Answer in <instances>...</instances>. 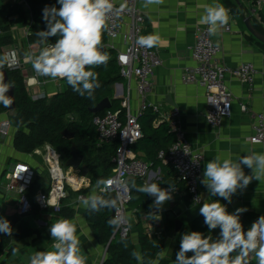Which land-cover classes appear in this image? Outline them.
Segmentation results:
<instances>
[{
  "label": "crops",
  "instance_id": "1",
  "mask_svg": "<svg viewBox=\"0 0 264 264\" xmlns=\"http://www.w3.org/2000/svg\"><path fill=\"white\" fill-rule=\"evenodd\" d=\"M225 0H163L162 3L154 4L150 0H139L140 8L145 17L146 34L158 36L159 40L154 47L156 48L162 64L154 74L153 84L148 93L147 100L150 104H158L163 110L179 108L182 112V119L186 130L187 138L192 146L204 154L203 179L205 165L209 160L219 156L221 159L231 158L238 162L241 156H253L254 153H264V147L252 144L249 137L253 133L255 119L254 113H264V53L257 45L250 40L251 34L248 32L244 18L251 16L253 25L254 20L264 26V11L252 15L254 9L253 0H231L239 9V13L232 14L224 4ZM222 5L228 10L229 20L226 25L218 26L216 34L212 35L214 41L221 47V53L217 61L229 67H235L244 61H251L256 65V82L252 89L247 85L228 78L227 84L233 95V112L227 118L221 127H214L207 123L205 112L207 109L206 90L197 84H187L182 77L187 67L195 65L192 58L190 47L195 42V32L198 26L209 27L202 21L206 14V8ZM231 25L230 32L226 31V26ZM14 34V33H13ZM19 34V33H18ZM17 34V35H18ZM14 42L5 47L0 56L5 51L16 50L23 61L22 73L27 78L35 74L31 62L28 60L29 43L20 34L14 35ZM22 41V42H21ZM64 83V82H63ZM61 84L62 90L64 89ZM28 88V87H27ZM115 93L114 100L118 101L121 109L122 98L128 93L131 98V106L134 113L140 109V96L136 88V82L129 87L125 79L116 81L111 89ZM31 96H37L40 89L38 87H29ZM47 91L50 94L56 93V86L48 83ZM110 98V96H108ZM112 101V100H111ZM113 105V103H112ZM10 119V113L0 112V123ZM162 123L153 121L152 125L158 127ZM14 126L7 137L0 136V217L7 219L10 223L18 217V198L14 193H8L5 188L6 175L17 163H25L35 170L37 176L35 180L44 175L43 161L40 156L31 153L19 152L15 147ZM171 145V144H170ZM169 145V146H170ZM140 146L131 147L134 156L147 160L145 150ZM245 175H251L252 169L241 165ZM82 176L83 173L81 174ZM46 177V176H45ZM83 186L87 190L84 194L89 200L99 195V188L93 185L87 176H84ZM177 178L174 171L164 164H158L151 167V172L145 183H159L163 179ZM165 180L163 183H167ZM47 182V179H46ZM177 192L171 193V199L166 201L162 208L152 207L155 197L150 195L151 205L144 209L129 207L131 220V239L136 246L141 259L138 264H144V255L139 241V221L145 229L150 240H155L163 244V250L157 256L153 264H160L161 261H168L173 264L172 253L177 245L178 233L168 230L173 223L169 219V214L184 212L185 209L193 206L190 196L186 192L185 184L179 182ZM168 189L169 186L162 187ZM39 190V189H38ZM32 194V193H31ZM201 204L214 200H221L226 204L227 210L232 213L237 208L243 207L247 211L240 214L241 220L255 221L260 215H264V178L260 181L253 179L246 189H237L231 197V203L218 196H210V190L207 185L201 182L200 185ZM78 194L71 200L66 201L67 208L73 210L71 217L64 214H53L51 210L40 211L34 209L26 219L29 223L32 233L24 235L18 239L16 232L19 221L15 223L12 231V247L8 249L2 257L0 264H31V258L39 251L53 250V243L50 226L58 219H68L76 226V235L79 238V255L85 258L86 264H104L107 256V247L94 235L87 218L88 205L83 204V200H78ZM149 214L160 215L159 220L151 219ZM174 224V223H173ZM23 231V230H22ZM151 237L149 236V233ZM22 234H25L22 232ZM163 256V258H161ZM255 259L254 255L249 256V261Z\"/></svg>",
  "mask_w": 264,
  "mask_h": 264
},
{
  "label": "built area",
  "instance_id": "2",
  "mask_svg": "<svg viewBox=\"0 0 264 264\" xmlns=\"http://www.w3.org/2000/svg\"><path fill=\"white\" fill-rule=\"evenodd\" d=\"M20 2L27 9H30L26 0H20ZM253 2L252 15L264 11V0H253ZM112 3L114 10L109 14L106 28L103 31L107 38L106 46L117 52L116 61L120 67V73L129 87L132 86L133 82H136L141 106L137 114L134 113L128 93L122 98L123 113L120 109L117 111L107 109L94 116L93 123L98 133V147L117 142L116 152L113 156L115 166L112 173L99 187V192L116 194L114 216L117 224L116 232L125 239L131 234L129 203L132 199V191L128 178L146 180L151 172V163L134 156L131 152V147L136 145L144 135L139 116L148 108H152L156 114L155 121L167 124L169 132L173 136V142L168 148L160 149L158 157L164 165L174 171L177 179L185 184L192 205L201 203L200 185L203 179L205 157L200 150L194 148L189 142L182 112L179 108L163 110L160 105L150 104L147 100L155 71L161 66L162 60L154 45L147 47L138 43L140 37L149 36L146 34L145 17L140 8L139 0H112ZM121 5L125 6L123 11L117 12L116 9H119ZM30 17L31 23L26 27H18V30L20 35L29 43V55L35 58L46 45L30 42V37L35 31L34 27L39 29L32 19L31 12ZM208 28L203 26L196 28V39L190 47L195 65L185 69L182 79L187 84H197L205 88L207 102L205 119L208 124L221 127L233 112L234 99L227 84L228 78H234L252 89L256 82L257 68L251 61L241 62L235 67L219 63L217 58L222 50L212 35L209 34ZM231 29V25L226 26L227 32H230ZM47 43L52 44L49 41ZM4 54H9L10 59L14 62L13 67L9 68H22L23 61L16 50H8ZM0 72H3V69H0ZM63 82L65 80H53L37 73L28 78L25 77L26 87H38L40 89L37 96H32L34 99L53 95L47 91L48 83H53L56 86V93L62 91L61 84ZM253 117L255 122L249 141L264 147V113H254ZM12 127L13 124L10 119L1 122L0 136L7 137ZM32 154L42 158L44 175L49 182L47 190L39 189L37 191L35 203L40 211L51 210L53 214L59 213L65 205L64 202L70 196V192H80L84 188V184L78 185L70 181V176H75L71 175L74 170L65 166L62 154L52 144L45 143L34 149ZM77 172L82 174V170H77ZM36 176L35 170L22 162L15 164L6 175V191L17 195V213L21 217L28 216L33 211V202L29 196V191ZM78 177L86 178L82 175ZM168 190L173 194L178 189L174 186V190L170 188ZM77 196L79 201L87 198L81 193ZM148 234L151 237L150 232Z\"/></svg>",
  "mask_w": 264,
  "mask_h": 264
},
{
  "label": "clouds",
  "instance_id": "3",
  "mask_svg": "<svg viewBox=\"0 0 264 264\" xmlns=\"http://www.w3.org/2000/svg\"><path fill=\"white\" fill-rule=\"evenodd\" d=\"M159 4L163 0H150ZM60 5L43 9L42 19L47 21V30L36 33L39 43L46 45L39 55L28 60L35 73L53 80H66L73 91L79 95L91 96L95 88L99 87L98 76L90 69L106 65L107 53L101 51L102 33L106 28L109 14L114 10L112 0H57ZM121 5L117 12L123 11ZM228 10L216 4L206 8L202 21L209 25L208 32L214 35L218 26L228 23ZM49 37L58 39L48 44ZM159 40L158 36L140 37L138 43L151 47ZM9 54L0 56V69L6 65L13 67ZM11 83H5L3 72H0V104L11 108L13 99L5 95L12 88ZM241 165L252 169L251 175H245ZM264 178V153H254L253 156H241L238 162L231 158L221 159L219 156L209 160L205 165L203 184L210 190V196H218L228 203L237 189L244 190L253 179L260 181ZM132 186L138 192L155 197L152 207L162 208L171 199L168 189H163L157 183H145L143 186ZM174 190V185H169ZM84 205L89 200L84 199ZM97 200L93 199L91 208L99 211ZM107 206V205H106ZM205 218L209 233L220 229L218 239L212 235H205L200 231H188L182 235L180 248L176 253L174 264H249V256L254 255L257 264H264V215H260L245 230L240 214L247 211L240 207L230 213L221 200L204 202L199 209ZM151 219L159 220L158 214H149ZM114 223V221H110ZM10 222L0 217V233L11 236ZM50 234L54 241L51 251H39L31 258V264H86L85 258L79 255V238L76 226L68 219H58L50 226ZM188 253H192L188 256ZM235 253V255H233ZM132 256L140 260L138 253ZM163 258V256H161ZM158 264V262H157Z\"/></svg>",
  "mask_w": 264,
  "mask_h": 264
},
{
  "label": "trees",
  "instance_id": "4",
  "mask_svg": "<svg viewBox=\"0 0 264 264\" xmlns=\"http://www.w3.org/2000/svg\"><path fill=\"white\" fill-rule=\"evenodd\" d=\"M30 9L18 0L14 4H3L0 8V50L10 46L14 42V36L11 32L13 22L8 21L2 16L9 17L11 15H18L24 18V15L29 11L32 14V19L41 25V30H47V21L42 19L43 9L48 6L60 5L57 0H26ZM224 4L226 8L232 14H238V6L231 0H225ZM26 20V19H25ZM28 21V20H27ZM255 27L258 31L264 34V26L254 20ZM34 34L30 37V42L39 43V37L36 35L37 30L34 27ZM250 40L254 42L257 47L264 53V43L257 40L254 36H249ZM58 37H49L48 41L54 43ZM40 44V43H39ZM107 38L102 33V47L106 46ZM102 49V48H101ZM109 59L106 65H100V69H104L102 75L98 76L99 87L95 88L93 94L88 96L79 95L73 91L71 86L66 82V88L60 92L53 94L52 96L42 97L34 99L26 87L25 77L19 68H9L5 66L3 72L7 73L8 83H11L14 87L16 108L9 111L2 104H0V112L5 111L10 113V120L16 128L15 133V147L19 152L31 153L37 147L49 143L57 148L62 154L63 160L66 162L70 158L71 144L73 140H68L63 136V131L68 129L75 134L74 141L78 145L80 151L84 154V163L89 168V177L93 181L99 182L101 185L104 180L112 173L115 164L113 163V156L115 155L117 142L106 144L102 147H98V133L96 126L93 123V118L97 114L91 112V108L95 107L101 100L108 97V91L111 86L118 80L122 79L120 73V67L116 61L117 52L112 49L105 51ZM124 79V78H123ZM117 100H113L112 110L117 111L115 103ZM122 113L124 109H120ZM75 113L78 118L69 117L70 113ZM100 112L98 114H101ZM156 119L152 108H148L143 114L139 116V120L143 128V137L137 142L135 146H140L139 149L145 150L147 162L151 163V167H155L158 164H163L158 157L160 149L168 148L173 142V136L169 132V128L166 123H162L158 127H154L152 122ZM43 175L41 178L35 180L29 191V196L33 202V210L39 209L35 203V195L38 189L47 190L49 182ZM169 180L167 183H163L165 180ZM70 181L78 185H82L85 178H79L78 176H70ZM132 181L136 186H143L144 182L140 178H134L129 181V185L132 191V199L129 203V207H137L138 209H144L151 205L150 195L142 192H138L136 187L132 186ZM181 182L177 178L169 179L166 177L159 186L165 187L171 185H178ZM183 183V182H182ZM76 185V186H78ZM100 185V186H101ZM87 190L81 189L80 192H70L68 200H71L76 194H86ZM32 193V194H31ZM97 200V207L99 211H95L91 208L92 200ZM89 202V208L87 210V218L92 228L94 235L100 240V242L108 247L107 256L104 260V264H138L139 260L132 256L133 252H137L131 236L128 238H121L119 233L116 232L117 224L113 215L114 199L111 194L99 193V195L93 198ZM66 201L64 203H66ZM107 205V206H106ZM40 210V209H39ZM56 214H64L67 217H71L73 210L63 206L62 210ZM11 224L12 230L16 222L19 221L16 237L18 239L23 238L24 235H30L32 229L26 219L27 216L21 217L18 215ZM204 217L200 215L193 223L185 225L177 235V245L172 253V262L174 264L176 253L180 248V240L182 235L188 231H200L205 235L211 236L208 232L207 225L204 223ZM114 221V223H110ZM245 230L251 225L253 221L241 220ZM174 223V222H173ZM171 223L168 230L175 229V224ZM23 230V231H22ZM24 232L25 234H22ZM139 241L142 247L144 255V264H153L157 256L163 250V244L158 243L155 240H150L145 232V229L139 221ZM12 247V234L11 236L0 233V257ZM191 256L192 253H188ZM235 255V253L233 254ZM160 264H169L168 261H161ZM249 264H257L256 258L251 259Z\"/></svg>",
  "mask_w": 264,
  "mask_h": 264
},
{
  "label": "water",
  "instance_id": "5",
  "mask_svg": "<svg viewBox=\"0 0 264 264\" xmlns=\"http://www.w3.org/2000/svg\"><path fill=\"white\" fill-rule=\"evenodd\" d=\"M237 3H239L238 0H236ZM244 22L246 25V28L248 32L254 36L257 40L261 41L264 43V34L261 33L256 29V27L253 25L251 16H247L244 18ZM107 46H103L101 51L105 52L108 50ZM4 75V81L5 83H8V77L7 73L3 72ZM6 96L11 97L13 99V105L11 108H7L9 111H12L16 108V99H15V93H14V87L10 88L8 92L5 93ZM112 108V101L109 97H105L103 100H101L95 107L91 108V112L93 114H98L100 112H103L104 110L111 109ZM63 136L68 139V140H73L71 144V150H70V158L65 162V166L67 168H72L73 170H82V173L84 176H88L89 174V168L87 165L84 163L85 156L84 154L80 151L78 145L74 141L75 139V134L66 129L63 131ZM134 179L133 177H129L128 181ZM111 196L114 199V204H113V215L115 216V209H116V200L117 196L115 193H112ZM202 206L201 203L193 205L189 207L188 209H185L184 212H181V214L177 215V213H171L169 214V219L174 221L175 224V231L179 233L181 229L188 224L193 223L201 214H200V207ZM219 232L220 229L217 228L214 230L211 235L212 239H218L219 237ZM108 249V247H107ZM104 263V262H103Z\"/></svg>",
  "mask_w": 264,
  "mask_h": 264
},
{
  "label": "rangeland",
  "instance_id": "6",
  "mask_svg": "<svg viewBox=\"0 0 264 264\" xmlns=\"http://www.w3.org/2000/svg\"><path fill=\"white\" fill-rule=\"evenodd\" d=\"M18 0H0V8L2 7V5L3 4H9V3H11V4H14L15 2H17ZM23 4V3H22ZM25 8H27V7H25ZM14 15V14H13ZM13 15H11V16H9V17H6L5 15L4 16H2V18H7L8 19V21H11V22H13V25H12V27H11V32H13L14 33V35H16V37H18V35L20 34L19 33V30H18V27H20V28H22V27H26V26H28V24L29 23H31V17H30V12L28 11L25 15H24V17H25V19L24 18H21V17H19L18 15H16V16H13ZM28 20V21H27ZM35 22V21H34ZM37 25H38V31L39 30H41V25L39 24V23H37V22H35ZM12 28H14V31H12ZM19 33V34H18ZM18 34V35H17ZM22 42V41H21ZM0 53H1V50H0ZM86 70H91V71H93L94 73H96L97 74V76H99V75H102V73H103V71H104V69H100V67L98 66V67H91L90 69H86ZM63 86H64V90H65V88H66V82H64L63 83ZM108 93V95L110 96V99L112 100V103H113V100H114V98H115V93H114V91L113 90H110V91H108L107 92ZM114 103H115V108H119V104H118V101H117V104H116V101H114ZM69 117H73V118H78L76 115H75V113H70V116ZM71 175H76V176H79V175H81L79 172H77V171H72L71 172ZM88 177V179H90L91 180V182L93 183V185L94 186H96L97 188H99L100 187V183L99 182H96V181H93L92 180V178H90L89 177V175L87 176Z\"/></svg>",
  "mask_w": 264,
  "mask_h": 264
}]
</instances>
